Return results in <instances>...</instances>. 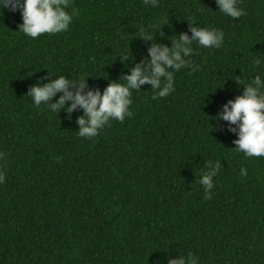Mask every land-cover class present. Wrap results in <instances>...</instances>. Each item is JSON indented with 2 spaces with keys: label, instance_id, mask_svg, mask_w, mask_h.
<instances>
[{
  "label": "trees",
  "instance_id": "16d2710c",
  "mask_svg": "<svg viewBox=\"0 0 264 264\" xmlns=\"http://www.w3.org/2000/svg\"><path fill=\"white\" fill-rule=\"evenodd\" d=\"M69 4V29L37 38L18 32L19 11L0 12V264H166L189 253L199 264H264V157L235 150L227 122L212 119L242 95L232 76L264 77L251 63L264 57V0H240L239 19L215 0ZM189 22L223 30L222 46L193 45L174 92L133 91L132 115L96 137L78 136L82 110L69 117L27 96L59 75L91 76L88 90L103 91L148 55L141 27L171 47ZM206 161L221 162L211 198L198 183Z\"/></svg>",
  "mask_w": 264,
  "mask_h": 264
},
{
  "label": "clouds",
  "instance_id": "9594fccd",
  "mask_svg": "<svg viewBox=\"0 0 264 264\" xmlns=\"http://www.w3.org/2000/svg\"><path fill=\"white\" fill-rule=\"evenodd\" d=\"M142 2L146 7L154 8L158 0ZM215 3L220 13L232 19H239L246 14L240 7V0H215ZM69 7V0H0V12L3 13L4 9L20 12L22 23L18 32L30 38L67 31L73 18L78 15L74 7L70 12L67 11ZM188 24L191 35L182 33L168 37L171 47L157 43L156 39L153 42L151 33L141 27L140 39L151 42L147 49L148 55L142 58L141 63L130 68V74L120 77V82H110L103 91L99 88L88 90L87 80L91 76L81 74L77 78H66L59 75L47 83L31 86L27 96L33 105L39 107L43 104L52 112L64 110L69 117L74 111L82 110L83 115L76 120L79 125L78 136L87 139L96 137L110 121L123 122L125 117L132 115L130 106L133 103V91L141 92L142 86L150 85L154 100L174 92V74L192 66L191 57L195 54L193 45L209 49L222 46L223 30L200 27L191 22ZM160 36H164L163 32ZM118 58L124 65L132 63V53L122 52ZM251 63L254 67H260L264 64V57L254 56ZM231 79L242 87V95L227 101L212 119L227 122V130L237 137L233 141L237 146L235 150L242 152L245 157H264V77L257 74L250 81L239 76H232ZM60 93L62 95L58 96ZM54 98H57L55 103L52 102ZM68 101H71L70 106H66ZM205 168L207 170L200 174L198 183L205 197L211 198L214 177L221 168V162L206 161ZM239 175L246 176L247 169L241 167ZM4 180L5 175L0 171V183ZM165 260L166 264H199L198 258L192 253L178 258L168 255Z\"/></svg>",
  "mask_w": 264,
  "mask_h": 264
}]
</instances>
